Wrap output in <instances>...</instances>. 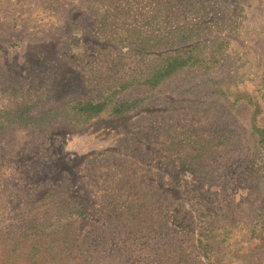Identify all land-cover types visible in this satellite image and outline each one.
<instances>
[{
    "label": "rangeland",
    "instance_id": "obj_1",
    "mask_svg": "<svg viewBox=\"0 0 264 264\" xmlns=\"http://www.w3.org/2000/svg\"><path fill=\"white\" fill-rule=\"evenodd\" d=\"M0 264H264V0H0Z\"/></svg>",
    "mask_w": 264,
    "mask_h": 264
},
{
    "label": "trees",
    "instance_id": "obj_2",
    "mask_svg": "<svg viewBox=\"0 0 264 264\" xmlns=\"http://www.w3.org/2000/svg\"><path fill=\"white\" fill-rule=\"evenodd\" d=\"M188 63L187 59H182L181 61H178L176 59H173L170 63L167 64L166 67H163L160 69V73L159 74V78L158 79H162L168 75H170L174 70H176L177 68L184 66ZM91 109H93L94 111H100L101 110V105H95L90 107ZM121 110V109H120Z\"/></svg>",
    "mask_w": 264,
    "mask_h": 264
}]
</instances>
